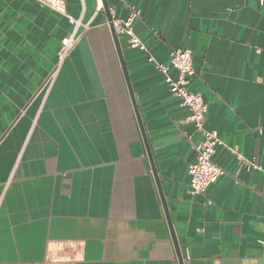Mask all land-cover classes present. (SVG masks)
<instances>
[{
	"label": "crops",
	"instance_id": "0c3cea01",
	"mask_svg": "<svg viewBox=\"0 0 264 264\" xmlns=\"http://www.w3.org/2000/svg\"><path fill=\"white\" fill-rule=\"evenodd\" d=\"M104 1L111 20L138 11L155 62L191 51L189 90L222 142L212 160L225 174L193 195L189 111L118 36L183 264H264V3ZM66 11L88 29L57 68L68 20L0 0V264H179L102 0Z\"/></svg>",
	"mask_w": 264,
	"mask_h": 264
},
{
	"label": "built area",
	"instance_id": "2783aa9c",
	"mask_svg": "<svg viewBox=\"0 0 264 264\" xmlns=\"http://www.w3.org/2000/svg\"><path fill=\"white\" fill-rule=\"evenodd\" d=\"M54 12L64 16L72 26V31L60 41L57 53L56 67L58 68L79 43L83 31L88 29L81 18H74L67 14L66 0H36ZM264 3V0H260ZM138 16V11L131 8L128 17L123 20H111L112 27L117 36L126 37L129 48L137 49L147 54V60L155 63L157 70L162 74L164 82L170 93L180 100L181 106L189 111L187 121L192 124L194 132L200 137L198 143L193 145L195 161L188 166L189 189L193 195L205 193L207 188L215 183L225 172L212 160L215 149L222 145L218 135L206 127L207 105L202 96L189 90L190 79L194 75L192 68V54L187 49H174L169 55L167 64L157 63L148 53L144 44L134 33L133 24ZM174 70L176 77L172 78L169 71ZM52 73L44 85L53 81ZM237 159L245 162L247 167L258 168L256 161H245L243 157L234 152Z\"/></svg>",
	"mask_w": 264,
	"mask_h": 264
},
{
	"label": "water",
	"instance_id": "95a60500",
	"mask_svg": "<svg viewBox=\"0 0 264 264\" xmlns=\"http://www.w3.org/2000/svg\"><path fill=\"white\" fill-rule=\"evenodd\" d=\"M102 4H103V9H104V11H105V13L107 15V19H108V22H109V25H110L112 38H113L114 45H115V48H116V51H117V55H118V58H119V61H120V64H121L122 72H123L124 79H125V82H126V85H127V89H128V92H129V96H130V99H131V103H132L133 109H134L136 120H137V123H138V126H139V130H140V133H141V136H142V139H143V143L145 145L146 154H147L150 166H151V171H152V174H153V177H154V180H155L158 192H159V196H160V199H161V202H162V206H163L164 211H165V216H166V219H167V224H168L169 229H170L171 238H172V241H173V244H174L176 256H177L179 264H183L182 258H181L180 252H179L178 244H177L175 235H174L172 227H171V221H170L167 209H166V203H165V200L163 198V195H162V192H161V189H160V185H159V181H158V178H157V175H156V172H155L153 159H152V156H151V153H150V150H149V146H148L146 137L144 135L143 126H142L140 115H139V112H138V109H137V106H136V102H135V99H134V96H133V91H132V88H131V85H130V82H129V79H128V75H127V72H126V69H125V65H124V61H123V57H122V52H121V48H120V44H119V38L115 34L114 29L112 27L111 17H110V15L108 13V7H107V5H106L104 0H102Z\"/></svg>",
	"mask_w": 264,
	"mask_h": 264
}]
</instances>
